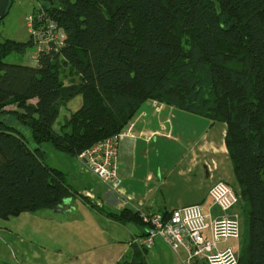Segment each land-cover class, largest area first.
Masks as SVG:
<instances>
[{
  "label": "trees",
  "instance_id": "1",
  "mask_svg": "<svg viewBox=\"0 0 264 264\" xmlns=\"http://www.w3.org/2000/svg\"><path fill=\"white\" fill-rule=\"evenodd\" d=\"M54 2L33 15L43 12L65 31L59 52L19 65L5 59L32 40L0 42V219L54 210L76 194L45 163L43 144L78 157L120 134L154 100L227 124L240 203L249 206L242 204L239 264H264V0ZM67 66L78 83L64 82ZM78 96L82 107L55 130L61 109ZM13 116L36 148L7 122ZM108 217L146 225L132 210ZM134 248V259L117 264H148V249Z\"/></svg>",
  "mask_w": 264,
  "mask_h": 264
},
{
  "label": "crops",
  "instance_id": "2",
  "mask_svg": "<svg viewBox=\"0 0 264 264\" xmlns=\"http://www.w3.org/2000/svg\"><path fill=\"white\" fill-rule=\"evenodd\" d=\"M73 101L77 108L82 107L81 96L69 101L61 109L55 130L59 131L74 113H64ZM227 129L224 122H213L166 103L146 101L120 132L119 191L101 182L78 157L75 158L79 167H72L75 173L70 181L68 172L57 168L76 193L70 203L74 209L68 211L67 206L60 213L44 209L1 219L6 222L0 224V264L131 261L136 253L131 241L142 236L147 226L141 222L120 224L108 217V213L132 210L141 217L199 204L213 217L220 216L209 196L211 187L224 181L241 191L225 142ZM242 204L231 213L239 215ZM243 205L249 209L247 204ZM229 242L222 243L220 248L231 246ZM169 250L173 251L168 243L157 238L146 254L147 263L169 264L165 262ZM175 253L177 259L170 264H181L185 252Z\"/></svg>",
  "mask_w": 264,
  "mask_h": 264
},
{
  "label": "built area",
  "instance_id": "3",
  "mask_svg": "<svg viewBox=\"0 0 264 264\" xmlns=\"http://www.w3.org/2000/svg\"><path fill=\"white\" fill-rule=\"evenodd\" d=\"M30 39L38 62L51 51L59 52L65 44L66 34L60 25L45 14L28 18ZM122 134L102 140L81 153L78 158L88 170L111 190L119 191L122 180L118 174V150ZM209 196L221 215L213 217L204 206L187 205L165 213L142 214L147 225L145 235L137 236L131 243L150 250L157 238L165 240L173 251L185 252L183 264H239V251L232 246L220 248L222 243L240 241L242 222L231 212L240 204L238 191L224 181L215 183Z\"/></svg>",
  "mask_w": 264,
  "mask_h": 264
},
{
  "label": "rangeland",
  "instance_id": "4",
  "mask_svg": "<svg viewBox=\"0 0 264 264\" xmlns=\"http://www.w3.org/2000/svg\"><path fill=\"white\" fill-rule=\"evenodd\" d=\"M47 5L46 2L41 0H13L12 5L9 8L7 16L0 21V42H4L6 40H14L17 42L25 43L30 39L29 26H28V18L35 14L34 11L39 9L40 6ZM35 52V48L33 46L29 47L25 53L23 54H12L8 56L5 61L8 63H14L19 65H27V66H36L37 61L33 58V54ZM70 67L62 68L63 80L65 83H78V77L75 73L70 72ZM79 108L76 106V101L69 103V105L64 109V113L67 111H77ZM8 110L15 111L16 108L11 106L8 107ZM63 115L60 117L61 123L63 124ZM17 120V121H16ZM10 125L15 126L16 129L20 130L30 147L36 148L37 146L32 141V135L29 128L21 123H19V119L13 116L12 119L7 121ZM42 150L44 151V161L51 167L63 169L65 172H68L70 181L74 175V171L72 172V167H79V162L77 158L71 157L65 153L59 152L55 150L52 145L45 143L42 145ZM211 201V200H210ZM74 208V207H73ZM239 217L242 222V237L244 234V224H245V214L246 209L242 208V205L239 206ZM6 221L0 219V224H4ZM242 237L240 241H230L229 245L234 247L235 251H239L242 243ZM165 255V254H164ZM177 259V255L174 251H170L168 253L167 258L165 259L166 263L175 262ZM155 264V262H154ZM157 264V263H156ZM181 264L182 261H181ZM195 264V263H191ZM204 264V263H200Z\"/></svg>",
  "mask_w": 264,
  "mask_h": 264
},
{
  "label": "water",
  "instance_id": "5",
  "mask_svg": "<svg viewBox=\"0 0 264 264\" xmlns=\"http://www.w3.org/2000/svg\"><path fill=\"white\" fill-rule=\"evenodd\" d=\"M43 2L49 3L51 5H54V0H41ZM12 5V0H0V20H3L9 11L10 6ZM71 198L64 201L63 204L56 207L53 211L56 213L65 212L67 206L69 207L68 211H72L74 208L71 207Z\"/></svg>",
  "mask_w": 264,
  "mask_h": 264
}]
</instances>
